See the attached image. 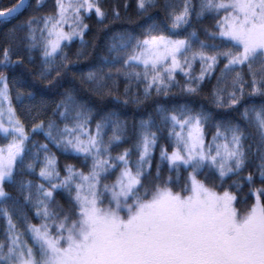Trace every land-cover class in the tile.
<instances>
[{
	"label": "snow or ice",
	"instance_id": "1",
	"mask_svg": "<svg viewBox=\"0 0 264 264\" xmlns=\"http://www.w3.org/2000/svg\"><path fill=\"white\" fill-rule=\"evenodd\" d=\"M132 6L0 8V264H264V0Z\"/></svg>",
	"mask_w": 264,
	"mask_h": 264
},
{
	"label": "trees",
	"instance_id": "2",
	"mask_svg": "<svg viewBox=\"0 0 264 264\" xmlns=\"http://www.w3.org/2000/svg\"><path fill=\"white\" fill-rule=\"evenodd\" d=\"M113 2L122 3L123 0H105V7H110ZM13 3H15V0H0V8L10 7ZM129 3L133 5L129 9V13L132 15L133 20H137L138 17L135 15L134 0H129ZM48 4H49V6L51 5V0H48ZM121 11L123 13V9H121ZM25 15H28V13H25ZM90 23L94 24L95 22L93 20ZM72 51L75 52V48H73ZM255 102L259 103L260 101H259V99H257Z\"/></svg>",
	"mask_w": 264,
	"mask_h": 264
}]
</instances>
